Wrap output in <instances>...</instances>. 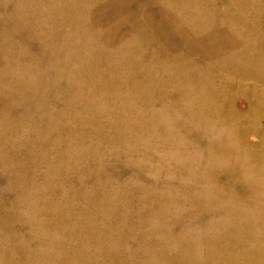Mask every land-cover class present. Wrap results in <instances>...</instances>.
I'll use <instances>...</instances> for the list:
<instances>
[{
	"label": "rangeland",
	"instance_id": "obj_1",
	"mask_svg": "<svg viewBox=\"0 0 264 264\" xmlns=\"http://www.w3.org/2000/svg\"><path fill=\"white\" fill-rule=\"evenodd\" d=\"M0 264H264V0H0Z\"/></svg>",
	"mask_w": 264,
	"mask_h": 264
}]
</instances>
